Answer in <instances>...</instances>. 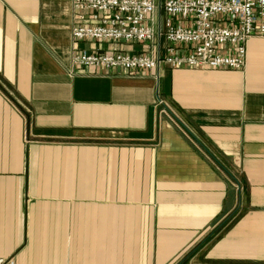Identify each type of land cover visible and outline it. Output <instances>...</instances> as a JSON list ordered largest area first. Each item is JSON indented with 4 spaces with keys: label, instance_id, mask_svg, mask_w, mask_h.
I'll return each instance as SVG.
<instances>
[{
    "label": "crops",
    "instance_id": "0c3cea01",
    "mask_svg": "<svg viewBox=\"0 0 264 264\" xmlns=\"http://www.w3.org/2000/svg\"><path fill=\"white\" fill-rule=\"evenodd\" d=\"M79 24L0 0V264H264V37L241 71L158 78L72 66L142 51Z\"/></svg>",
    "mask_w": 264,
    "mask_h": 264
},
{
    "label": "built area",
    "instance_id": "2783aa9c",
    "mask_svg": "<svg viewBox=\"0 0 264 264\" xmlns=\"http://www.w3.org/2000/svg\"><path fill=\"white\" fill-rule=\"evenodd\" d=\"M78 42L140 45L139 53H77L72 66L128 73L241 71L247 44L264 37V0H73Z\"/></svg>",
    "mask_w": 264,
    "mask_h": 264
},
{
    "label": "rangeland",
    "instance_id": "374dc122",
    "mask_svg": "<svg viewBox=\"0 0 264 264\" xmlns=\"http://www.w3.org/2000/svg\"><path fill=\"white\" fill-rule=\"evenodd\" d=\"M173 107H174V108H177V106H176V105H173Z\"/></svg>",
    "mask_w": 264,
    "mask_h": 264
}]
</instances>
